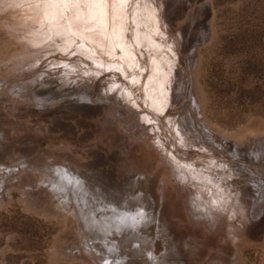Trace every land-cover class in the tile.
Listing matches in <instances>:
<instances>
[{
  "label": "bare ground",
  "instance_id": "bare-ground-1",
  "mask_svg": "<svg viewBox=\"0 0 264 264\" xmlns=\"http://www.w3.org/2000/svg\"><path fill=\"white\" fill-rule=\"evenodd\" d=\"M203 1L206 4L197 0H0V30L21 45L17 54L0 60V72L8 73L0 77V104L33 124L35 131L27 130L30 136L43 134L51 144L44 159L21 168L34 171L41 185L52 191L56 205L75 218L83 230L78 236L91 239L86 244L78 239L80 245L70 251L86 254L94 264H104L102 259L111 251L120 253L117 264H171L156 256L149 243L133 238V232L154 215L149 197L144 196L137 209L134 205L123 209L110 200L101 205L79 204L72 190L61 189L65 176L80 191L92 193L80 169L92 148H101L98 139L110 116L122 120L120 126L131 140L142 137L160 154L170 183L185 194V218L194 224L214 233L222 231L225 239L229 235L238 245L264 207V137L218 135L202 115L194 74L198 47L211 34V4ZM98 84L102 93L96 105L91 94ZM87 103L94 107H86ZM20 126L10 119L3 122L0 137L24 134L26 129ZM115 162L116 170L124 168L125 161ZM3 163L0 173L8 169L13 173L14 166ZM128 168L130 173L135 170L133 165ZM96 214L103 217L95 223ZM102 228L109 234L94 239V232ZM202 233L201 237L206 235ZM195 244L186 243L193 250ZM238 252L228 253L231 264H240Z\"/></svg>",
  "mask_w": 264,
  "mask_h": 264
},
{
  "label": "rangeland",
  "instance_id": "rangeland-1",
  "mask_svg": "<svg viewBox=\"0 0 264 264\" xmlns=\"http://www.w3.org/2000/svg\"><path fill=\"white\" fill-rule=\"evenodd\" d=\"M197 2L206 4L203 0ZM207 2L211 4L208 19L211 21V34L210 39L198 47L199 60L194 74L202 115L206 124L218 135H225L230 139L236 135L241 136L239 138L257 135L264 137V0ZM16 41L5 30H0V60H6L8 56L21 50V45ZM4 73L0 72V77L8 76V73ZM101 93V84L92 89L91 96L96 105L100 104L96 100ZM88 103L86 107H94ZM80 105L82 107V102L78 103ZM8 110L7 106L0 104V125L10 119L19 122L20 127L23 126L26 131L31 130L30 133L35 131L33 124L25 122V118H16L17 115L15 117ZM109 120L110 124L98 139L101 148H92L90 160H86L84 167L80 169L86 176L92 193L87 195L80 191L70 178L63 175L60 184L62 191L72 190L76 199H79V204L90 205L93 201L92 206L101 205L102 201L110 200L123 209H130L133 205L132 208L137 209L143 205V197H149L154 215L139 226L138 232H133V238L145 245L149 243L156 256L171 264H205L211 260H223L224 264H231L228 253L232 254L237 250L240 251V264H264V207H261L259 217L246 229V240L238 245L229 235L225 239L222 231H218L221 234L214 233L216 231L194 224L189 217L185 218V194L170 183L169 170L160 154L151 149V146H146L140 130L137 136L142 141L131 140L122 125L120 128L121 119L110 116ZM82 126L83 130L87 129L85 123ZM27 132V136L23 133L19 136L11 133L7 135L8 139L0 137V163L14 166L13 173L10 169L0 173V264H94L86 254L70 251L75 245H80L78 239L85 244L91 243V239L78 236L79 231L83 230L75 218L56 205L52 191L41 185L30 167L26 170L21 168V164L44 159V153L51 146L45 135L30 136L29 131ZM85 133L86 130L83 135ZM118 158L125 161L123 170L113 167ZM110 162L112 165L108 164ZM132 165L135 170L130 173L128 166ZM83 197H86L85 202ZM95 217L92 221L96 223V219L101 220L103 215L96 214ZM89 226V221H86L85 227ZM202 232L206 233L203 237ZM94 234L91 236L98 240L96 237L104 238L102 235L107 236L109 233L102 228ZM195 236L199 239L196 240ZM195 242V251L186 245H194ZM119 255L120 253L111 251L102 262L117 264L121 261ZM137 263L142 264L139 261Z\"/></svg>",
  "mask_w": 264,
  "mask_h": 264
}]
</instances>
